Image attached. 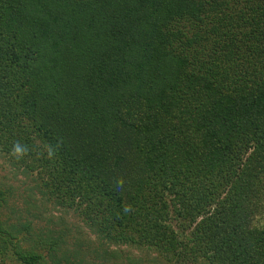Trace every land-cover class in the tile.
I'll list each match as a JSON object with an SVG mask.
<instances>
[{
    "label": "trees",
    "instance_id": "16d2710c",
    "mask_svg": "<svg viewBox=\"0 0 264 264\" xmlns=\"http://www.w3.org/2000/svg\"><path fill=\"white\" fill-rule=\"evenodd\" d=\"M0 152L104 255L0 187V264H264V0H0Z\"/></svg>",
    "mask_w": 264,
    "mask_h": 264
},
{
    "label": "rangeland",
    "instance_id": "374dc122",
    "mask_svg": "<svg viewBox=\"0 0 264 264\" xmlns=\"http://www.w3.org/2000/svg\"><path fill=\"white\" fill-rule=\"evenodd\" d=\"M38 174L41 172L38 173L37 169L33 170L31 174L21 172L20 168L11 164L10 160L0 152V187L11 193L7 200L9 204L6 206V215L14 214L22 221L28 220L31 233L37 232L39 228L42 231L45 228L65 229L69 250L81 249L82 252L85 251L84 257L87 261H90V256L93 259L94 257L101 259L104 255L94 249L100 250L98 246L102 240L95 237L90 227L81 220L80 216L75 215L72 209L66 210L43 199L39 190L33 185L32 175ZM39 178L44 180L45 176L41 174ZM10 207L13 209L10 210ZM110 248L115 247L112 245ZM116 248L122 249L121 253L127 254L130 258L126 264H166L144 247L117 244Z\"/></svg>",
    "mask_w": 264,
    "mask_h": 264
},
{
    "label": "clouds",
    "instance_id": "9594fccd",
    "mask_svg": "<svg viewBox=\"0 0 264 264\" xmlns=\"http://www.w3.org/2000/svg\"><path fill=\"white\" fill-rule=\"evenodd\" d=\"M23 151H24V149H22L21 146L18 143L16 145H14V152L15 153H22ZM124 211L125 212L131 211V207L130 206H126Z\"/></svg>",
    "mask_w": 264,
    "mask_h": 264
}]
</instances>
